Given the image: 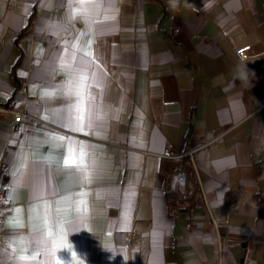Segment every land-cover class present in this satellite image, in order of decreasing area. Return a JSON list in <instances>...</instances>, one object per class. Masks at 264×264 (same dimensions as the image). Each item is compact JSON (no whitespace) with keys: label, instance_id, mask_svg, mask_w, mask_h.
Masks as SVG:
<instances>
[{"label":"crops","instance_id":"1","mask_svg":"<svg viewBox=\"0 0 264 264\" xmlns=\"http://www.w3.org/2000/svg\"><path fill=\"white\" fill-rule=\"evenodd\" d=\"M0 106V264H264V0H0Z\"/></svg>","mask_w":264,"mask_h":264},{"label":"built area","instance_id":"2","mask_svg":"<svg viewBox=\"0 0 264 264\" xmlns=\"http://www.w3.org/2000/svg\"><path fill=\"white\" fill-rule=\"evenodd\" d=\"M251 45L243 44L235 48V55L240 60H244L250 55ZM0 113H6L10 115L13 122H19L23 115H27V112L23 109H16L13 107L0 106ZM161 157L174 159L181 156H188L192 159L193 151L187 150L182 153H176L173 151V143L167 142L163 150L160 153ZM4 163L0 161V241L3 240V235L5 232V209L8 207V200L10 194V185L7 180L1 175L3 171ZM176 196L179 200L188 199L192 193L193 189L188 184V174L184 169H180L178 172L177 180L175 183ZM217 224V221H212ZM135 228H130L125 233V243L129 244L132 240V237L135 233Z\"/></svg>","mask_w":264,"mask_h":264},{"label":"snow or ice","instance_id":"3","mask_svg":"<svg viewBox=\"0 0 264 264\" xmlns=\"http://www.w3.org/2000/svg\"><path fill=\"white\" fill-rule=\"evenodd\" d=\"M95 0H80L81 5L87 4V3H93ZM87 80V76L84 74H80L78 80L74 81L73 83V89L74 91H70L69 94H74L78 98V103L76 105V111L79 113L77 116L78 121H80L79 127L77 130H83V120H84V108H83V103H84V93L81 91L82 89L86 88L87 85L85 84V81ZM63 139V137H61ZM64 166L65 167H73L76 168L84 173V179H89L90 178V173L88 171V164L86 161V154L81 150L79 157L77 158L74 155L73 149H69L68 156L64 159ZM83 204L84 202L81 201ZM86 210V209H85ZM49 236L52 235L51 231L48 233ZM53 245V251L55 250V247L57 245V241L53 240L52 241ZM35 258V257H33ZM19 259L25 260L28 259L27 256H20Z\"/></svg>","mask_w":264,"mask_h":264},{"label":"trees","instance_id":"4","mask_svg":"<svg viewBox=\"0 0 264 264\" xmlns=\"http://www.w3.org/2000/svg\"><path fill=\"white\" fill-rule=\"evenodd\" d=\"M190 132H191V125L188 129V132H187V136L190 135ZM167 198L170 199L171 196L167 193ZM193 204V201H184L182 202V206L181 207H175L173 211H176V210H179V209H186V210H189L190 209V206Z\"/></svg>","mask_w":264,"mask_h":264}]
</instances>
